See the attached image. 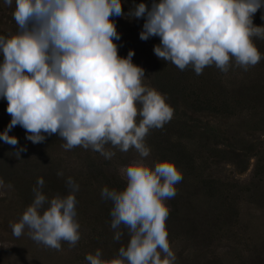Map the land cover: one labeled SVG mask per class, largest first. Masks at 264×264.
<instances>
[{
    "label": "clouds",
    "instance_id": "obj_1",
    "mask_svg": "<svg viewBox=\"0 0 264 264\" xmlns=\"http://www.w3.org/2000/svg\"><path fill=\"white\" fill-rule=\"evenodd\" d=\"M4 4L11 7L13 0ZM262 7L264 0H160L151 10L136 5L131 15L146 16L141 40L160 37L154 47L158 58L201 75L213 65L227 73L233 61L247 71L264 58L254 43L264 39V26L253 23ZM122 15V0H15L18 31L10 38L0 35V97L12 117L0 140L15 147L18 138L8 133L19 125L33 144L58 134L65 150L79 146L106 159L115 156L112 149H134L138 159L120 170L126 188L101 191L113 204L114 240L121 239V226L130 240L115 258L103 259L97 249L85 259L87 264H176L166 201L177 194L183 172L170 159L154 167L145 162L151 153L147 136L170 122L174 109L165 94L145 83V70L132 62L134 51L127 58L118 55L114 40L120 35L110 17ZM23 151L15 152L17 159ZM66 183L70 194L49 200L39 178L33 202L10 223L13 235L19 238L28 229L30 238L47 248L60 250L62 242L75 247L81 239L79 185L71 177ZM4 187L12 185L0 178Z\"/></svg>",
    "mask_w": 264,
    "mask_h": 264
},
{
    "label": "rangeland",
    "instance_id": "obj_2",
    "mask_svg": "<svg viewBox=\"0 0 264 264\" xmlns=\"http://www.w3.org/2000/svg\"><path fill=\"white\" fill-rule=\"evenodd\" d=\"M159 2L122 0L124 15L110 19L120 35L114 40L118 55L127 58L134 51L132 62L145 70V83L165 94L174 109L171 121L147 136L151 153L145 162L154 167L170 159L183 172L177 194L166 201L176 264H264V58L247 71L234 61L227 73L214 65L201 75L190 66L179 70L154 53L159 36L140 39L146 16L131 15L140 3L151 10ZM14 10L15 0L11 7L0 0V35L6 38L18 31ZM253 23L264 26V7L254 14ZM254 43L264 57V39L254 38ZM3 60L0 52V64ZM187 97L213 101L218 110L197 112ZM7 107L8 101L0 97V133L12 119ZM8 134L17 137L18 144L13 147L0 140V178L12 185L0 188V264H87L86 255L97 249L103 259L115 258L130 235L121 226L123 235L114 240L113 204L102 198L101 191L126 188L120 170L138 159L136 151L112 149L115 156L106 159L79 146L65 150L58 134H45L38 144L26 139L28 134L19 125ZM19 148L26 151L17 159ZM41 177V191L49 200L70 194L69 177L79 185L76 211L81 239L75 247L62 242L60 250L47 248L32 240L28 229L19 238L13 235L10 223L18 222L33 202V189Z\"/></svg>",
    "mask_w": 264,
    "mask_h": 264
},
{
    "label": "trees",
    "instance_id": "obj_3",
    "mask_svg": "<svg viewBox=\"0 0 264 264\" xmlns=\"http://www.w3.org/2000/svg\"><path fill=\"white\" fill-rule=\"evenodd\" d=\"M187 100H190V104L192 105L193 109H195L197 112H201V113L207 112V113L213 114V113L217 112V110H218V106L213 101L201 100V99H199V97H195V99H192V100L190 97H187ZM180 218L181 217L178 214L176 220L177 221L181 220ZM168 219H171V217L168 216ZM190 220L193 221L191 218H190Z\"/></svg>",
    "mask_w": 264,
    "mask_h": 264
}]
</instances>
